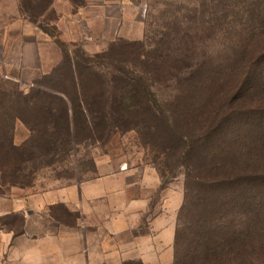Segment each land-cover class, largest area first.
Segmentation results:
<instances>
[{
	"label": "rangeland",
	"instance_id": "obj_1",
	"mask_svg": "<svg viewBox=\"0 0 264 264\" xmlns=\"http://www.w3.org/2000/svg\"><path fill=\"white\" fill-rule=\"evenodd\" d=\"M139 5L140 40L136 46L132 41L116 40L96 49L61 41L59 48L44 47L41 63L22 64L18 61L20 49L0 33V128L9 135L12 132L14 144L24 146L27 150L24 157L32 158L22 165L26 185L0 188V264H37L38 257L44 261L41 264H60L69 260L73 251L83 253L84 232L78 225L79 217L75 219L62 208L51 207L53 194L97 175L115 174L122 167L137 170L141 166L155 168V163L161 164L162 157L155 161L148 146L143 147L134 132L121 133L116 128L113 114L116 108L132 111L129 96L134 86L151 87L150 99H155V107L170 118L180 91L171 78H181L185 72L170 75V61L188 55L192 61L215 72L246 59L253 51L255 60L264 59V0H139ZM85 57L92 61L88 71L91 74L87 75L103 83L105 93L92 115L100 114L108 129L100 138L88 139L85 132L69 147L59 139L47 152L49 137L38 140V135L30 139L27 128L14 120L22 107L17 98L33 88L48 86L56 91L65 90L68 85L65 60ZM164 62L165 65H160ZM158 68L161 72L154 78L153 70ZM131 82L136 83L132 86ZM251 87L249 100L264 103V79L251 80ZM241 117L247 125L243 127L255 131L253 136L247 134L251 143L258 139L264 147V108ZM251 124L258 126L256 130ZM234 132L243 136L238 130ZM30 141L39 145V149L30 145ZM247 161L252 163L251 157ZM261 161L262 174L247 184L225 185L209 199H202L195 190L183 219L184 229L187 228L184 235L190 241H196L192 238L194 228L203 230L208 224L214 231L210 237L222 245L232 247L234 241L245 242L244 255L238 259L231 257L225 264H264V159ZM162 183L163 194L155 216L161 219L168 215L167 211L174 212L182 200L184 171L178 168L163 178ZM203 212L207 214L204 218ZM181 250L187 253L189 248L186 251L183 245ZM52 254L58 255V262H52ZM173 254L172 246L157 256L155 264H172Z\"/></svg>",
	"mask_w": 264,
	"mask_h": 264
},
{
	"label": "trees",
	"instance_id": "obj_2",
	"mask_svg": "<svg viewBox=\"0 0 264 264\" xmlns=\"http://www.w3.org/2000/svg\"><path fill=\"white\" fill-rule=\"evenodd\" d=\"M133 43L139 45L138 41ZM254 55L253 51L246 59L215 72L209 71L202 63L192 61L188 55L182 60L174 59L168 63L170 75L172 72H185L182 80L180 77L171 78L180 91L173 102L176 108L170 118L155 107V99H150L151 87L134 86L136 82H131L134 89L129 96L133 106L129 110L132 111L122 112L116 108L113 114L116 128L121 133L134 132L143 147L148 146L155 161L158 156L162 157L161 164H154L162 179L178 168L184 171L183 203L177 214L172 264H225L231 257L240 258L247 248L241 241H234L232 247L222 245L210 237L213 228H208V224L203 230L198 226L194 228L196 232L192 238L196 241H190L184 235L187 228L184 229L183 219L189 212L190 199L195 190L202 199H209L225 185L245 182L242 183L244 185L262 174L259 161L264 159V147L258 139L251 143L252 139L247 134L253 136L255 131L243 127L247 125L242 123L245 118L241 117L254 109L264 108L263 102L249 100L248 92L253 89L251 80L264 79V59L255 60ZM89 62L92 61L87 57L65 60L63 67L67 71L65 79L68 83L65 90L56 91L48 86L33 88L17 98L22 107L14 120L27 128L30 139L38 135V140L49 137L47 152L59 139L65 147H69L76 137L85 132L88 139L100 138L108 129L100 114L92 115L95 108L100 107L99 100L105 97V93L103 83L87 75L91 74L88 72ZM160 72V68L153 70V77L157 78ZM124 82L127 83L126 80ZM250 126L255 130L258 127ZM235 130L243 136L235 135ZM247 139L249 143H246ZM30 143L39 149L34 141ZM26 151L24 146L14 144L12 132L9 135L0 128V188L26 185L22 165L32 159L24 157ZM243 155L246 158L242 160ZM249 157L252 163L247 161ZM51 207L62 208L78 218L62 204ZM206 216L203 212L202 217ZM183 245L185 250L189 248L187 253L181 250ZM123 264L141 263L127 261Z\"/></svg>",
	"mask_w": 264,
	"mask_h": 264
},
{
	"label": "crops",
	"instance_id": "obj_3",
	"mask_svg": "<svg viewBox=\"0 0 264 264\" xmlns=\"http://www.w3.org/2000/svg\"><path fill=\"white\" fill-rule=\"evenodd\" d=\"M0 33L20 49L22 64L41 63L44 47L59 48L61 41L96 49L116 40L137 42L139 0H0ZM162 186L157 171L147 165L122 167L53 194L52 205L62 204L77 214L84 232L83 253L73 251L60 264H155L157 256L174 245L183 203L182 195L175 213L155 217ZM55 256L52 262H58ZM35 262L44 261L38 257Z\"/></svg>",
	"mask_w": 264,
	"mask_h": 264
}]
</instances>
